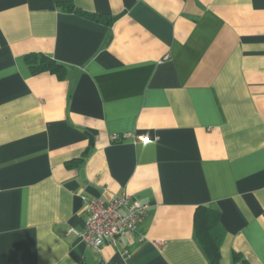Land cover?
<instances>
[{
	"label": "crops",
	"instance_id": "1",
	"mask_svg": "<svg viewBox=\"0 0 264 264\" xmlns=\"http://www.w3.org/2000/svg\"><path fill=\"white\" fill-rule=\"evenodd\" d=\"M70 1L0 0V264H210L202 206L218 264H264V0ZM121 195L134 233L70 232Z\"/></svg>",
	"mask_w": 264,
	"mask_h": 264
},
{
	"label": "built area",
	"instance_id": "2",
	"mask_svg": "<svg viewBox=\"0 0 264 264\" xmlns=\"http://www.w3.org/2000/svg\"><path fill=\"white\" fill-rule=\"evenodd\" d=\"M129 135L124 138H129ZM83 199L86 203L84 227L80 232H70L96 250L103 245L115 246L120 236L134 233L147 210V205L128 195L110 200Z\"/></svg>",
	"mask_w": 264,
	"mask_h": 264
},
{
	"label": "trees",
	"instance_id": "3",
	"mask_svg": "<svg viewBox=\"0 0 264 264\" xmlns=\"http://www.w3.org/2000/svg\"><path fill=\"white\" fill-rule=\"evenodd\" d=\"M59 6L68 10H75L70 0H56ZM32 72L47 71L54 74L57 78L65 77V66L49 59L48 57H27ZM195 234L205 252L210 264H218L219 251L216 238L211 231L215 226V214L207 207H198L194 215Z\"/></svg>",
	"mask_w": 264,
	"mask_h": 264
}]
</instances>
